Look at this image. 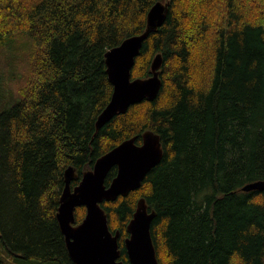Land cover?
<instances>
[{
    "label": "trees",
    "instance_id": "1",
    "mask_svg": "<svg viewBox=\"0 0 264 264\" xmlns=\"http://www.w3.org/2000/svg\"><path fill=\"white\" fill-rule=\"evenodd\" d=\"M158 1H170L167 19L132 74L150 76L161 53L159 95L97 129L114 89L105 54L143 32ZM27 32L31 75L18 101L0 94V264H77L57 218L67 168L74 188L147 129L161 135L162 160L140 188L102 203L120 259L131 264L127 226L144 197L161 264H264V189L243 190L264 180V0H0L6 65ZM86 213L77 206L75 223Z\"/></svg>",
    "mask_w": 264,
    "mask_h": 264
},
{
    "label": "water",
    "instance_id": "2",
    "mask_svg": "<svg viewBox=\"0 0 264 264\" xmlns=\"http://www.w3.org/2000/svg\"><path fill=\"white\" fill-rule=\"evenodd\" d=\"M170 1L156 2L147 14L143 32L131 35L106 54L109 79L114 89L109 103L99 114L97 129L125 113L130 106L144 100L153 101L163 86L161 67L164 59L158 53L148 77H133L132 70L145 40L161 27L168 16ZM136 137L125 139L100 156L93 168L84 171L78 185L71 187L76 168L69 166L65 172L66 186L60 198L57 218L65 235L69 253L77 264H126L120 259L119 231L112 232L108 214L102 203L115 200L120 195L141 187L147 174L162 160L164 147L161 135L152 129L142 134V143ZM117 166V175L109 185L106 177ZM263 190L264 180H256L243 186L244 191ZM85 206L87 213L80 223H75V208ZM146 199L139 200L127 228L126 248L131 264H161L153 240L151 226L156 217Z\"/></svg>",
    "mask_w": 264,
    "mask_h": 264
},
{
    "label": "rangeland",
    "instance_id": "3",
    "mask_svg": "<svg viewBox=\"0 0 264 264\" xmlns=\"http://www.w3.org/2000/svg\"><path fill=\"white\" fill-rule=\"evenodd\" d=\"M11 44L12 50L9 51L10 63L6 65L7 57L2 56L0 59V63H2L0 71L3 67V75L0 79L4 77L3 83L1 81V85L3 86L4 84V87L0 94L10 97L11 93V95L16 97L15 101H18L20 87L27 82L31 75L30 56L36 49V40L27 32ZM26 264H37V262L29 261ZM53 264H56V262Z\"/></svg>",
    "mask_w": 264,
    "mask_h": 264
},
{
    "label": "bare ground",
    "instance_id": "4",
    "mask_svg": "<svg viewBox=\"0 0 264 264\" xmlns=\"http://www.w3.org/2000/svg\"><path fill=\"white\" fill-rule=\"evenodd\" d=\"M152 8V7H151ZM150 11V10H149ZM109 103V102H108ZM113 149V148H112ZM121 256V255H120Z\"/></svg>",
    "mask_w": 264,
    "mask_h": 264
}]
</instances>
